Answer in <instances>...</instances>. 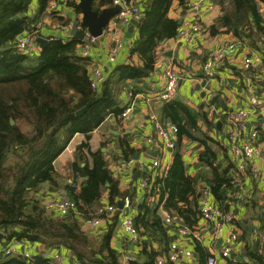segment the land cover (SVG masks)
Returning a JSON list of instances; mask_svg holds the SVG:
<instances>
[{
    "label": "trees",
    "instance_id": "16d2710c",
    "mask_svg": "<svg viewBox=\"0 0 264 264\" xmlns=\"http://www.w3.org/2000/svg\"><path fill=\"white\" fill-rule=\"evenodd\" d=\"M35 1L38 2V11L31 16ZM52 1L0 0V245L4 246V251L14 240L24 244L41 242L48 248H67L80 264H121L120 253L111 246L117 226L115 220L121 210L114 213L115 217H106L99 214L98 209L106 203L118 207V201L127 195L133 201L136 193L120 189V177L113 176L103 154L93 152L89 141L90 133L109 114L123 113L125 108L119 104L117 83L112 85V78L101 88L92 86L89 72L92 61L89 56L78 52V46L85 41L62 37L48 39L44 47L38 44L37 36H41L39 24ZM215 1H219L223 8L220 24L227 31L249 39L264 58V16L259 5L264 0ZM172 3L173 0H148L142 10L143 17L136 26L139 36L131 42L132 53L139 54L145 64L124 63L115 67L112 76L118 77L117 82L144 77L155 64L160 42L176 37L178 21L168 16ZM112 4L113 0H96L94 8L101 10ZM67 5L82 13L78 0H67ZM181 5L185 7L186 0H181ZM56 11L50 13L54 16ZM58 19L62 23L69 22L64 17ZM217 31L214 26L212 33ZM26 33L35 34L38 51L23 52L17 48V38ZM163 112L178 127L175 148L181 147L183 139L197 140L204 145L200 159L208 156L212 175L207 176L203 184L208 185L223 211L228 212L231 206L226 200L231 188L233 163L219 164V153L227 151L198 124L203 118L207 127L214 129L215 123L207 114H197L176 99L168 100ZM78 132L86 134V141L79 146L75 161L71 163V169L79 173L86 184L79 189L72 184L63 186L55 168L56 159ZM125 145L124 160H128L133 158L136 149L130 148V144ZM217 145L218 150L214 147ZM180 147L169 164L167 175L144 178L149 183L147 189L138 184V188L146 192L145 200L135 204L137 211L133 214L142 236L141 250L129 264H156L160 257H166V264H178L169 258L173 249L170 229L173 226L176 229L186 227L189 230L187 235L194 236L201 228L202 190L199 181L189 173ZM84 149L92 157V165L86 160ZM83 162L86 163L84 166ZM140 171V168L134 169L131 181ZM61 189L76 204V208L66 215L46 208L48 197ZM105 193L108 200L103 201ZM162 207L177 218L174 223L165 225ZM100 216L104 221L99 227L109 218L114 222L107 224L98 239H90L88 231L91 228L86 225V220ZM152 240L162 247L156 250L149 245ZM195 243V259L199 264H207L212 254L196 238ZM245 251L259 264H264V252L260 249L246 244ZM227 259L229 264H239L235 258ZM0 264L55 263L44 254L33 255L32 259L21 254H1Z\"/></svg>",
    "mask_w": 264,
    "mask_h": 264
},
{
    "label": "crops",
    "instance_id": "0c3cea01",
    "mask_svg": "<svg viewBox=\"0 0 264 264\" xmlns=\"http://www.w3.org/2000/svg\"><path fill=\"white\" fill-rule=\"evenodd\" d=\"M137 1L142 9H144L148 3V0ZM194 1L196 0H186L187 5L183 7L181 5V0H173L168 11V16L177 20L179 26L189 23L196 18L201 19L205 27V36L194 43L181 42L174 37L165 40V42L162 40L156 49L157 56L153 68L139 80L126 79L117 82L118 77L112 76L114 68L121 64L134 63L138 66H143L145 64V60L139 54L132 53L131 42L139 36L136 28L131 39L126 37V32L129 27L122 28L124 32V45L115 62L107 61L108 49L113 42L112 34L110 33L112 28L111 20L115 15L111 18L107 27H105L103 34L97 37L91 45L89 58L95 64L99 63L102 65V76L97 81L98 87L101 88L102 85L104 86L107 84L112 78L114 83L111 84L115 85L117 83L115 88H117V99L120 101V106L123 108L132 107V111L127 117H123L122 113L109 114L106 119L90 133L91 138L89 144L91 150L93 152H101L110 168L116 160H124L126 158V143L130 144V148L136 149V153L132 155L133 158L137 155L140 161L142 160L147 164L143 171L134 175V180H136L135 183H133L134 180L131 181L127 175L120 176V189L123 191H134L136 193V198L132 201L133 206L125 212L133 217H135L133 214L137 211L135 204L141 203L146 197L145 190L141 189L140 186V188H138V184H140L144 178L157 174V170L151 166L156 154H161L164 160L170 164L176 150L180 147L178 145L174 150H166V148L162 147L157 141L155 143H149L146 140L150 135L156 138L154 120L160 122L164 126L172 124V122L165 117L163 112V108L167 101L161 97L167 83L165 70L168 66H173L181 76L177 93L173 99L185 103L197 114L200 113L202 116L204 113L207 114L208 118L215 123V128L209 129L203 118L199 119L198 124L203 131L209 132L210 136L215 138L216 142L220 144V147L222 146V148L227 151L226 153H224V151L219 153V164L225 166L230 161L233 163L229 139L228 136H226V129L229 123L228 118L230 112L248 106V93L243 78V73L245 71L243 70V62L246 55L259 51L251 45L252 42L249 39L243 38L241 35L232 31H227L220 24L223 8L219 1L204 0L200 3L198 12L192 10V3ZM50 5H54L57 11L53 16L50 13V9L47 10V15L44 16L39 24L41 36L47 39L62 37L69 39L73 37L69 35V30H63L58 27L62 23L59 21L58 17L80 20L82 19L81 13H77L73 7L68 6L67 0H54ZM210 5L213 7L211 8ZM259 5L261 14L264 16V3H260ZM109 6H113V4ZM32 7L33 11L31 16L38 11V2L35 1ZM214 26L218 29V33L216 34L212 33ZM223 41L236 43V47L228 48L226 51L225 58L218 69L219 74L213 79H207L203 72V65L209 58L210 52L214 46ZM38 44L36 43L34 46L35 51L39 50ZM259 45H262V42H259ZM82 49L83 46L81 44L78 46V52L80 53ZM204 81H207L206 85H203ZM260 95L264 97V91H261ZM208 104H214L215 106L213 116H210L206 110ZM220 121L222 122L221 126L218 125ZM263 124L264 107L258 110L257 114L252 115L248 119L247 132ZM84 141H86V134L80 132L76 133L66 149L55 161V168L60 174V180L63 186L72 184L79 189L82 185H86L84 183V178L71 169V163L75 161L77 149ZM217 146H214L216 150L220 148L219 145ZM203 149L204 145H200L199 141L190 139H183L180 147L188 171L199 181L198 184L201 189L203 187V181H206L207 176L212 175V167L207 163L208 156L204 159H200V152ZM84 151L86 152V160L92 165V157L89 155L87 149H84ZM221 160L224 162L222 163ZM85 164L86 163L83 162L82 166ZM233 166L236 168V164L233 163ZM204 168H211V172L200 173L197 178V174ZM67 174H69V176H66ZM230 175L231 177L234 175V169L230 171ZM243 182L244 191L246 194H249V198L241 205L234 208L239 218V239L234 246L233 254L239 264H259L246 253L245 246L246 244H252L255 248L264 252V216H262L260 212V208L264 204V182H261L251 175L245 177ZM134 185L136 186L134 187ZM64 194H66L65 191L61 189L51 194L48 199L60 198L61 195L63 196ZM210 198L216 202V204L219 203L212 193ZM106 200L108 199L105 193L103 201ZM120 201L121 200L118 201L119 210L122 209L119 207ZM122 213L124 212H120L119 217L115 220L117 226L111 246L120 253V263L129 264V261L124 257V253L126 251L132 252L135 254V258H137L139 250L138 246L125 243V239L121 235L120 223ZM115 216L116 214L111 217ZM113 222L114 220H110L109 218L108 221L104 222L102 226L99 227L100 229L89 230L88 235L90 239H98V236L104 233L103 230L106 229L107 224L111 225ZM210 226L202 220L199 230L201 236L200 243L211 254L218 255V264H229V260L222 258L220 255L223 247L222 238L216 237L212 232V226ZM256 226H259L262 230L260 237L258 236L257 238L253 236V229ZM179 230L180 228L176 229L174 226L170 229V234L173 235L171 243L176 248L191 250L195 255V237L183 235ZM126 235L127 234H125V237ZM149 245L153 246L156 250L162 247L154 240L149 242ZM23 247L25 248V252L31 255L44 254L50 256L51 259H53L54 253L61 252L64 257V264H80L73 258L71 251L64 247L59 249L48 248L41 242H26L25 244L22 242V244L16 246L17 250L21 253L23 252ZM3 249L4 246L0 245V255L3 254ZM231 259L233 258L231 257ZM178 264H190V261L186 258H182ZM194 264H199V261L195 259Z\"/></svg>",
    "mask_w": 264,
    "mask_h": 264
},
{
    "label": "built area",
    "instance_id": "2783aa9c",
    "mask_svg": "<svg viewBox=\"0 0 264 264\" xmlns=\"http://www.w3.org/2000/svg\"><path fill=\"white\" fill-rule=\"evenodd\" d=\"M204 0H196L192 3V10L198 12L200 3ZM113 6L119 7V12L112 18L111 24L112 28L110 33L112 34V45L108 49L107 61L115 62L120 50L124 45V35L122 28L129 27L133 20H138L143 17V9L137 0H113ZM212 8L213 6L210 5ZM50 12L57 10L54 5L49 6ZM75 9V8H74ZM77 12V10L75 9ZM78 13V12H77ZM82 17V13L80 14ZM69 22L61 23L58 27L63 30H70L76 27L78 30L84 31L86 33V38H89L90 42H85L82 44L83 49L80 54L83 56H89L91 45L96 40L97 37L92 36L87 31L82 19H68ZM205 36V27L203 21L199 18L193 21L182 24L177 29V34L175 39L181 42L194 43L197 40L202 39ZM54 39V38H52ZM36 44L35 34L26 33L20 35L17 38L16 46L19 50L23 52H30L34 49ZM236 47V43L233 42H219L210 52L209 58L205 61L203 65V72L207 79L215 78L219 73L218 69L221 66L226 51L228 48ZM264 58L261 53L254 52L246 55L243 62V78L246 91L248 93V106L239 108L238 110L232 111L229 114V123L226 129V135H228L230 143V151L232 153V161L236 164L234 168V175L231 178V188L228 192L226 203L231 206L228 212H224L220 203L216 204L211 198V191L207 184H202V197H201V214L203 216V221L208 223L212 228V232L216 237L222 238L223 247L221 249L220 255L222 258H229L233 254L234 246L239 239V227L236 224L237 214L234 208L241 205L249 198V194L244 191L245 177L250 175L254 178L264 182V124L258 128L251 129L247 132V121L252 116L257 114L258 110L264 107V97L260 95L261 91H264ZM89 72L91 74L92 86L94 88L98 87V79L102 76V65L95 64L91 62L89 65ZM165 77L167 83L164 88V92L161 97L168 101L172 100L177 93L179 82L181 81V76L179 72L173 68V66H168L165 70ZM214 104H208L206 110L210 116H213ZM132 111V107H126L122 113L123 117H127ZM154 125L156 128V138L155 136H149L146 140L149 143H155L156 141L166 149L173 150L177 143L178 127L175 124H170L169 126H164L160 122L154 120ZM146 162L140 161V159L130 158L128 160H117L113 162L112 167H110L111 172L115 178H119L121 175H127L130 180L132 179L133 172L135 168H140L142 171L146 168ZM157 174L167 175L169 164L164 160V157L156 154L154 161L151 165ZM140 186L144 189L149 188V183L147 180H143ZM123 208L121 209L122 219L120 223L121 235L125 239V243L128 245L138 246V250H141L142 236L135 224V219L133 216L126 214L132 207L131 196H126L123 200ZM46 208L48 210H57L61 215H66L70 210L76 208V204L68 196L64 195L60 198H52L47 201ZM116 204L106 203L100 206L98 209L99 214L103 216L111 217L118 210ZM261 215H264V204L260 208ZM164 216L165 225L174 223L177 218L174 217L170 212L166 211L162 207L161 209ZM104 221V217H91L86 220V225L91 229L98 228ZM227 230V231H226ZM179 232L183 235H187L189 230L187 228H180ZM262 230L259 226L253 229V236L260 237ZM125 234L126 237H125ZM223 235V236H222ZM225 235V236H224ZM194 237L200 242L201 236L199 232L194 234ZM22 244V241L14 240L10 245L3 251L5 255H18L21 254L25 258L32 259L33 255L30 253L19 252L16 248L17 245ZM218 255L212 254L208 258L207 264H218ZM124 257L126 260L130 261L135 258V254L132 252H125ZM169 258L172 261L180 262L182 258H186L190 261V264L195 263V255L191 250H184L181 248H176L173 245V249L169 253ZM53 260L55 264H64V257L61 252H56L53 254ZM166 257H160L156 264H166Z\"/></svg>",
    "mask_w": 264,
    "mask_h": 264
},
{
    "label": "water",
    "instance_id": "95a60500",
    "mask_svg": "<svg viewBox=\"0 0 264 264\" xmlns=\"http://www.w3.org/2000/svg\"><path fill=\"white\" fill-rule=\"evenodd\" d=\"M95 2L96 0H78V6L82 12V21L86 26L89 34L95 37H100L103 34L105 27H107V25L109 24L111 18L119 12V7L109 6L101 10H97L94 8ZM138 24H139L138 20L132 21L126 32L127 38H132L134 30L136 26H138ZM69 35L70 36L72 35L73 37H77L87 43L90 42L89 38H86V33L84 31L78 30L76 27H73L72 29L69 30ZM37 41L40 43L41 47H44V45L48 43V39L43 36H38ZM206 83L207 81H204L203 85H206ZM12 123H14V120H12ZM221 124H222L221 121L218 122L219 126H221ZM134 157L138 159L137 155ZM210 172H211V168H204L201 172L197 174V178L199 177L200 173H210ZM119 207L123 208V201L119 202ZM22 250H25V248L23 247ZM231 257L235 258V255L232 254Z\"/></svg>",
    "mask_w": 264,
    "mask_h": 264
},
{
    "label": "rangeland",
    "instance_id": "374dc122",
    "mask_svg": "<svg viewBox=\"0 0 264 264\" xmlns=\"http://www.w3.org/2000/svg\"><path fill=\"white\" fill-rule=\"evenodd\" d=\"M25 130H27V126H25ZM226 136H228V135H226ZM167 150V149H166ZM233 172V171H232ZM66 176H69V174H67ZM224 191H226V190H224Z\"/></svg>",
    "mask_w": 264,
    "mask_h": 264
}]
</instances>
